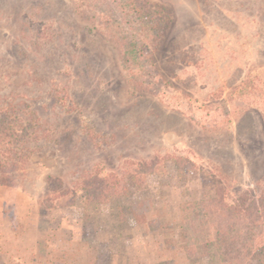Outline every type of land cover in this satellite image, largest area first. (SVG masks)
Returning <instances> with one entry per match:
<instances>
[{"label": "rangeland", "instance_id": "rangeland-1", "mask_svg": "<svg viewBox=\"0 0 264 264\" xmlns=\"http://www.w3.org/2000/svg\"><path fill=\"white\" fill-rule=\"evenodd\" d=\"M150 1L171 15L155 96L131 94L117 52L69 0H0V105L37 131L30 160L0 185L15 190L0 204V264H210L186 246L180 206L215 210L261 190L264 0ZM142 162L155 169L146 191L86 201L85 180ZM48 177L62 187L51 193Z\"/></svg>", "mask_w": 264, "mask_h": 264}, {"label": "trees", "instance_id": "trees-1", "mask_svg": "<svg viewBox=\"0 0 264 264\" xmlns=\"http://www.w3.org/2000/svg\"><path fill=\"white\" fill-rule=\"evenodd\" d=\"M69 1L87 22L89 31L117 52L120 67L132 83V95L155 96L156 82L168 84L154 63L171 23L168 10L150 0ZM15 106L0 105V185L9 184L12 174L30 160L32 151L28 145L37 132L33 126L36 121ZM241 113L228 112L218 122L213 118L208 130L225 132ZM154 173L153 164L142 162L123 171L118 179L114 177V181L92 176L83 183L85 199L109 203L132 197L147 190L148 177ZM128 181L133 186L130 193ZM48 185L51 193L62 187L54 177H48ZM256 186L261 190L252 189L232 204L219 198L215 210L207 200L183 203L179 219L186 246L199 257L208 258L210 264H264V184ZM144 200L147 199H139L132 206L134 219L144 220Z\"/></svg>", "mask_w": 264, "mask_h": 264}, {"label": "crops", "instance_id": "crops-1", "mask_svg": "<svg viewBox=\"0 0 264 264\" xmlns=\"http://www.w3.org/2000/svg\"><path fill=\"white\" fill-rule=\"evenodd\" d=\"M15 190L13 189H8V188H3V187H0V204L3 202L2 199H4V197L7 195H10L12 194V192H14ZM23 197V196H22ZM23 211L25 212V214H27L28 212L25 211V209L23 208ZM1 233H0V237H1ZM1 242V240H0Z\"/></svg>", "mask_w": 264, "mask_h": 264}]
</instances>
